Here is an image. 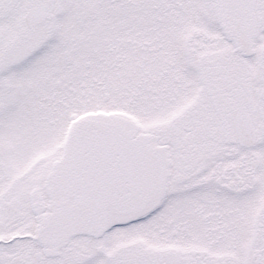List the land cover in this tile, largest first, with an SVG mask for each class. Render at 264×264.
I'll return each instance as SVG.
<instances>
[{
    "label": "snow or ice",
    "instance_id": "6c2138e0",
    "mask_svg": "<svg viewBox=\"0 0 264 264\" xmlns=\"http://www.w3.org/2000/svg\"><path fill=\"white\" fill-rule=\"evenodd\" d=\"M0 264H264V0H0Z\"/></svg>",
    "mask_w": 264,
    "mask_h": 264
}]
</instances>
